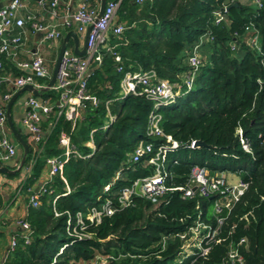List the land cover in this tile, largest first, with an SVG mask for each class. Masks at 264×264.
<instances>
[{
	"label": "trees",
	"instance_id": "16d2710c",
	"mask_svg": "<svg viewBox=\"0 0 264 264\" xmlns=\"http://www.w3.org/2000/svg\"><path fill=\"white\" fill-rule=\"evenodd\" d=\"M260 4L250 0L121 1L116 22L124 29L109 38L120 62L105 52L88 77V89L98 99L97 106L87 104L72 130L63 115H49L37 149L28 145L23 166H29L30 173L21 188L31 191L46 158L61 153V131L70 134L80 155L89 156H70L61 174L54 175L47 191L38 196V206L27 207L31 240L24 244L20 239L3 264H50L59 248L69 242L67 217L73 221L77 212L85 213L106 197L117 204L115 197L122 188L152 175L153 166L145 158L136 163L128 159L140 141L150 142L154 148L164 141L144 136L152 103L143 95L120 98V80L126 71L153 70L157 77L176 82L190 70L187 56L201 36L209 39L200 46L203 58L192 89L159 109L163 133L178 142L177 148L165 153L166 193L156 202L132 195L128 206L88 225L89 237L65 246L54 264L89 263L96 256L105 258L104 264H171L181 243L176 235L191 225L199 209L204 221L212 226L216 223L208 211L213 199H183L179 190H173L184 186L193 165L204 166L211 174H237L249 186L225 218L221 241L211 243L204 256L179 264H229V244L243 255L241 264H264V0ZM224 6L225 20L214 23V11ZM251 35L257 37V47L247 42ZM118 65L122 66L120 72ZM12 70L18 74L14 66ZM5 85L0 83V95L6 93ZM50 91L40 96L53 102L56 95ZM88 140L94 149L85 145ZM193 140L206 146H186ZM107 184L110 189L104 192ZM162 237L166 239L164 248ZM243 237L245 244L237 245Z\"/></svg>",
	"mask_w": 264,
	"mask_h": 264
},
{
	"label": "built area",
	"instance_id": "2783aa9c",
	"mask_svg": "<svg viewBox=\"0 0 264 264\" xmlns=\"http://www.w3.org/2000/svg\"><path fill=\"white\" fill-rule=\"evenodd\" d=\"M3 0H0V4ZM23 0H6V3L0 6V75L4 70L3 61L10 59L13 66L18 71L16 75H10L7 80L13 86L14 91L30 84L36 89L46 86L52 72L45 62L43 51L49 48L59 51L64 32L55 26L45 24L42 18H37L35 14L21 13ZM60 0H38L40 6L47 8L51 17L58 16V3ZM122 0H106L101 15L98 17L100 1L82 0L74 12L65 14L63 17V26L66 29L73 28L78 34H85V53L78 55L73 52V48L65 50L60 59L59 69L56 74L54 84L50 90L56 91V100L34 96L31 92L23 101V114L20 122L24 128L30 144L37 146L46 134L43 128V122L49 118L50 114L55 113V117L63 115L66 120L71 122V130L74 128L78 119H81L86 111L87 104L97 106L98 99L93 96L88 89V77L91 74L93 65L99 66L105 52L110 53L116 62H120V56L114 51V46L109 44L111 36H119L124 25L115 22L116 12ZM260 6V0H250ZM143 0H135V3L141 4ZM227 8L214 11V23H220L225 20ZM28 25L34 33L42 34L37 41L35 50L29 59H18L21 45L25 40L24 28ZM14 29L21 30L13 34ZM248 30V28H246ZM87 34V37H86ZM209 37L201 36L187 56V63L190 70L179 75L176 82H170L156 76L153 70L126 71L120 80V98L132 94L143 95L152 103L151 110L147 118L144 136L157 140L163 138L156 144L155 148L150 142L140 141L133 152L129 155V161L136 163L145 158L147 163L153 166V173L137 179L131 186H126L120 190L115 197L117 204L111 197H106L98 205H91L85 213L77 212L74 220L70 217L66 219V236L69 242L59 248L50 264H54L56 257L62 252V249L71 244L76 239L89 237L86 229L90 224H97L104 216H111L116 210L123 209L132 201V195H138L151 202H156L167 191L166 175L164 172L165 153L178 147V142L171 136L165 135L160 127L161 113L159 109L163 106L174 103L175 100L190 91L194 84V77L201 63L200 46L208 41ZM257 37L251 35L247 42L257 47ZM117 71H122V66H117ZM3 77L0 76V81ZM12 93L6 92L0 95V165L3 161L16 155L17 143L8 135L9 127L7 125L6 104L11 98ZM55 107L56 111H53ZM111 122L113 117L107 114ZM106 126V125H105ZM20 129V128H19ZM21 130V129H20ZM238 135L243 148L246 149L241 130L238 129ZM194 140L186 142V146L194 148ZM58 144L62 152L46 158L45 166L48 170V178L44 180L37 191H32L28 196V206L37 207L38 196L47 191L46 185L56 174H61L62 167L68 158L72 155H80L71 143L70 134L61 131L58 137ZM86 146L94 149L92 140L85 143ZM30 173V167H27L21 181ZM225 173L219 172L211 174L209 170L200 165H193L190 168L186 183L183 187H175L173 190H179L183 199H191L195 196L201 199H213L211 203V215L215 219V225L206 222L201 218L202 211L198 210L196 219L187 227L185 231L177 234L180 239V247L171 264H179L184 260L191 258V262L205 255L210 248V244L221 241L219 232L225 218L231 213L235 205L241 200L249 182L242 180L237 174H231L235 177L233 181L227 179ZM138 183V193L135 186ZM110 184L104 188L108 192ZM209 209V208H208ZM58 215V213H55ZM26 215L15 221L19 227L18 233L12 235L9 239V250H13L18 241L23 240L28 244L31 240L32 229L25 219ZM88 221V223L86 222ZM165 237H162V248H164ZM246 239H239L237 245L245 244ZM227 260L229 264H241L243 255L236 246L229 244L227 246ZM6 257L0 261L3 264ZM105 258L96 256L89 263L81 264H104ZM79 264V263H78Z\"/></svg>",
	"mask_w": 264,
	"mask_h": 264
},
{
	"label": "crops",
	"instance_id": "0c3cea01",
	"mask_svg": "<svg viewBox=\"0 0 264 264\" xmlns=\"http://www.w3.org/2000/svg\"><path fill=\"white\" fill-rule=\"evenodd\" d=\"M82 0H60L58 3V16L51 17L48 13L47 8L42 7L39 5L38 0H23V7L21 9V13L28 14L32 13L37 16V18H42L43 22L47 25L55 26L64 32V36L67 32L73 31V28L66 29L63 26V17L65 14L74 12L78 5L81 3ZM101 2V0H99ZM6 0H3L0 6L4 5ZM96 3V0H95ZM117 21V15L115 18V22ZM21 30L14 29L12 32L13 34L19 33ZM24 36L25 40L23 45H21L19 54L17 56L18 59H29L31 57L32 52L35 50L36 44L38 39L42 34L34 33L31 31V28L26 25L24 28ZM78 42H79V49H82L85 44V34H78L76 33ZM71 43V48L74 47V41L70 38L67 42V45ZM43 56L45 62L49 68L54 67L57 57V49L55 48H47L43 52ZM8 65L4 64V72L1 73V82H4L5 88L4 92H10L12 95L17 91H14L13 86L8 82L7 78L10 75H13V64L10 59L4 60ZM27 92L29 95V91ZM11 95V96H12ZM24 96L22 101H18L17 107L18 110L13 109V104L10 109L11 119L13 124L19 128L18 122L23 114L24 106L23 101L28 97ZM19 96V95H18ZM16 100V99H15ZM14 103V102H13ZM16 121V122H15ZM1 133V131H0ZM8 133V132H7ZM26 134V133H25ZM16 143V155L10 159H7L1 163V165H5L9 170H15L19 167L20 159L22 155V150L18 142L13 138L12 135L8 134ZM27 144L33 149L35 146L29 143L28 137L24 139ZM27 167L21 166L20 169L15 173H1L0 172V261L7 256L9 250V239L15 233L20 232L19 227L15 225V221L19 218L24 217L27 214V204H28V196L30 195L31 191H25L21 188L22 178L26 173ZM8 174H12V176H8ZM48 178V170L46 166L44 167L42 173L40 174L39 179L33 185L32 191H35L36 187H38L44 180Z\"/></svg>",
	"mask_w": 264,
	"mask_h": 264
},
{
	"label": "water",
	"instance_id": "95a60500",
	"mask_svg": "<svg viewBox=\"0 0 264 264\" xmlns=\"http://www.w3.org/2000/svg\"><path fill=\"white\" fill-rule=\"evenodd\" d=\"M105 2H106V0H101V2H100V8H99L98 17L101 15V13L103 11V8L105 6ZM232 5L235 6V5H237V3H233ZM86 37H87V34H86ZM70 38H72V40L74 41L73 52L75 54H78V55H83L85 53L86 46L84 44V47L82 49H79V42H78V39H77V36H76L75 32H73V31L67 32L65 34V36L63 37V39H62V42H61V45H60V48H59V51H58V54H57V57H56L55 65H54V67L52 69L51 76H50L46 86L41 88V89H36L32 85L27 84V85L23 86L22 88H20L19 90H17L11 96L9 101L7 102V104H6V117H7V125L9 127L8 134L12 135L13 138L18 142V144L20 145L21 150H22V155H21L20 164H19L18 168H16L15 170H9V168H7L5 165H0V172L1 173H15V172H17L20 169V167L23 165L25 157H26V154L28 152V144L24 140V138L22 137V135L20 133L21 130L19 128H17L13 124V121L11 119L10 109H11V106H12L13 102L18 97V95H20L24 91H29L34 96H39L43 92L49 91L50 87L54 84V81H55V78H56V74H57V71L59 69L61 56H62L63 51L65 50L67 42H68V40ZM193 146H194V148H196V147H205L206 144L203 141H201V140H195L194 143H193ZM59 149H61V146H59ZM37 189H38V187H36L35 191H37ZM135 191L138 193V183L135 186Z\"/></svg>",
	"mask_w": 264,
	"mask_h": 264
},
{
	"label": "rangeland",
	"instance_id": "374dc122",
	"mask_svg": "<svg viewBox=\"0 0 264 264\" xmlns=\"http://www.w3.org/2000/svg\"><path fill=\"white\" fill-rule=\"evenodd\" d=\"M67 47L70 48V47H71V43H69V44L67 45ZM200 56H201V59H202V58H203L202 52H200ZM50 93L56 95V91H54V90H51ZM27 95H28L27 92H23V93H21V94L16 98V100H15L14 103H13V109L18 110V107H17V103H18V101H22L23 97H24V96H27ZM15 122H16V121H15ZM18 125H19V128L21 129V132H20L21 135H23L24 138L26 139L27 136H26V134H25L24 128H23V126H22L20 120H19V122H18ZM61 152H62V150H61ZM119 175H120L119 172H117L116 176H119ZM227 179H228L229 181H233V180L235 179V177H234L233 175H231V174H228V175H227ZM208 211H209V213L211 214V211H212V206H211V204H210V206H209ZM61 247H62V246H61Z\"/></svg>",
	"mask_w": 264,
	"mask_h": 264
}]
</instances>
